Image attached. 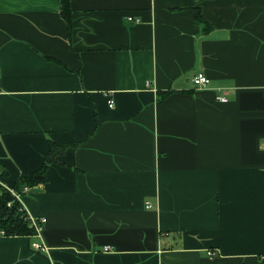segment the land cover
<instances>
[{
	"label": "crops",
	"instance_id": "1",
	"mask_svg": "<svg viewBox=\"0 0 264 264\" xmlns=\"http://www.w3.org/2000/svg\"><path fill=\"white\" fill-rule=\"evenodd\" d=\"M70 5L0 0V180L66 147L0 264H264V0Z\"/></svg>",
	"mask_w": 264,
	"mask_h": 264
},
{
	"label": "trees",
	"instance_id": "2",
	"mask_svg": "<svg viewBox=\"0 0 264 264\" xmlns=\"http://www.w3.org/2000/svg\"><path fill=\"white\" fill-rule=\"evenodd\" d=\"M61 16L67 21L69 32L73 29L72 8L70 0H61ZM200 20L202 15L197 14ZM165 98V97H164ZM163 98V99H164ZM65 146H60L54 141L50 144V153L46 156L42 166L38 170L21 174L13 187L7 188L0 182V234L5 236H27L34 235L35 228L28 217V211L23 207L15 193L25 194V188H31L45 184L48 181L47 170L53 162H60L57 158L65 151Z\"/></svg>",
	"mask_w": 264,
	"mask_h": 264
},
{
	"label": "built area",
	"instance_id": "3",
	"mask_svg": "<svg viewBox=\"0 0 264 264\" xmlns=\"http://www.w3.org/2000/svg\"><path fill=\"white\" fill-rule=\"evenodd\" d=\"M1 74H2V70L0 69V76H1ZM192 81L196 87L203 88L209 84L210 78L207 77L203 72H197L194 75ZM217 99L220 101H223V102L227 101L228 97L226 95V92L223 91L221 94H218ZM109 104H110V106H114V101L110 100ZM0 182H2V181L0 180ZM27 190H28V188L26 187L25 191H27ZM15 194H16L17 198L21 201V194L20 193H15ZM148 207H152V204L149 203ZM28 217L30 218V221L34 225L35 235L41 236V232L43 229V225L46 222V218L45 217H41V218L31 217L29 214H28ZM33 247L37 250H46L47 249V246L43 242L42 243L34 242ZM106 248H107V250H109L108 247H106ZM209 254L211 256H213L215 254V251L214 252L211 251V252H209Z\"/></svg>",
	"mask_w": 264,
	"mask_h": 264
}]
</instances>
